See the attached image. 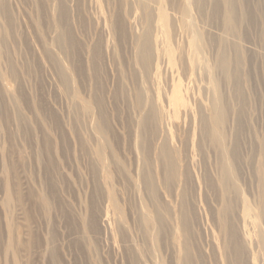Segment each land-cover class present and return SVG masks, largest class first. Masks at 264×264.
Returning <instances> with one entry per match:
<instances>
[{"label": "rangeland", "instance_id": "1", "mask_svg": "<svg viewBox=\"0 0 264 264\" xmlns=\"http://www.w3.org/2000/svg\"><path fill=\"white\" fill-rule=\"evenodd\" d=\"M228 7L0 0V264H230L226 225L264 264V0Z\"/></svg>", "mask_w": 264, "mask_h": 264}, {"label": "bare ground", "instance_id": "2", "mask_svg": "<svg viewBox=\"0 0 264 264\" xmlns=\"http://www.w3.org/2000/svg\"><path fill=\"white\" fill-rule=\"evenodd\" d=\"M160 1V0H159ZM185 1V0H184ZM187 1V0H186ZM192 1V0H191ZM225 3L227 4V6H229L228 7V17H227V19H228V23L230 22H232V16H231V11H230V5L232 4V0H225ZM189 6H190V4H188V3H186L185 4V13L186 14H189ZM62 11H63V9H62ZM62 11H61V13H58V18L61 20V17H64V18H66L65 17V12H63L62 13ZM191 14V13H190ZM1 15V14H0ZM70 15V14H69ZM191 19V18H190ZM192 20H193V18H192ZM194 21V20H193ZM196 22V21H195ZM189 23H191L190 21H189ZM194 23V22H193ZM195 25H196V23H194ZM195 25H194V27H195ZM119 26V23L118 22H115V24H114V27H118ZM192 26V25H191ZM190 27V26H189ZM122 28V27H121ZM187 28V27H186ZM195 29H196V27H195ZM192 30L190 29V32H191ZM61 32H62V30H61ZM65 32V31H64ZM193 32H194V29H193ZM63 34V33H62ZM191 34V33H190ZM71 35V34H70ZM64 36V35H63ZM193 36V35H192ZM65 38V37H64ZM198 39H200V42H201V38L200 37H198ZM198 39H197V41H198ZM61 40H62V37H58V39H57V41L60 43L61 42ZM196 40V39H195ZM194 40V41H195ZM196 43V45H195V51H199V49L202 47V45H201V43ZM201 50V49H200ZM199 53V52H198ZM199 56V55H198ZM197 57V56H196ZM196 57L194 58V59H196ZM199 59V58H198ZM65 60L63 59V62H64ZM62 62V61H61ZM66 63H67V61H65ZM66 66H67V64H66ZM222 68H223V70L225 71V72H227V70H228V63H227V61L226 60H224L223 62H222ZM69 68V67H68ZM68 68L66 69V70H68ZM208 70V69H207ZM209 70H210V72H213V68L212 67H210L209 68ZM63 71H65V70H63ZM70 71V70H69ZM209 72V71H208ZM213 74V73H212ZM211 74V75H212ZM213 78V77H212ZM68 79V77H67V75L65 74L64 76H63V80H64V82H66V80ZM213 84H214V87L215 88H217V84H216V82H215V80H213ZM141 96H143L142 94H141ZM216 104H217V111H216V119L218 120V122L219 123H223V121H224V119H225V114H224V109H223V107L221 106V104H220V100H219V97H217V99H216ZM261 146H262V150H263V153H264V138L262 139V142H261ZM221 148H222V173H223V177H222V187H223V189L225 190V191H228L229 190V188H230V186H228L227 184H226V182H227V180L229 181H231L232 180V178L234 177V164H233V161H234V159L232 158V156L229 154V153H227V150H226V147L224 146V145H222L221 146ZM142 150H144V147H142ZM232 159V160H231ZM231 161H232V164H231ZM264 171V169H263V167L261 168V172H263ZM16 187H14V189H15ZM20 189V188H19ZM15 191H17V190H15ZM19 191V190H18ZM263 193H264V189H263ZM15 194H17L16 192H15ZM14 196V195H13ZM18 196V195H17ZM16 196V197H17ZM15 197V196H14ZM19 198H20V196H19ZM18 197H17V199H19ZM5 199H6V201H10L11 200V195L10 194H8L7 192H6V196H5ZM111 199L112 200H114L115 198H114V196L112 195L111 196ZM183 203L184 204H186V195H185V193L183 194ZM228 207L230 206V205H227ZM262 213H264V204H263V207H262V209H261V211H260V215L262 214ZM148 215H147V217H144V222L151 228V231L153 230V237H154V239L156 240V243H157V241H158V238H159V228L156 226V224H155V217H153L151 214H149V213H147ZM228 215V214H227ZM145 216V215H144ZM222 220L223 221H227L226 220V216L223 214L222 215ZM181 223H182V226L184 227V228H188L189 227V225L187 224V221H186V217L184 216H182V219H181ZM224 230H225V232H228V236H229V238L230 239H228V241H227V243L225 244V250H226V252L228 253V255H229V257H230V260H231V262H230V264H234V261H235V264H246V263H244V256H243V254H245V250L243 249V247L241 246V243L237 240L238 238H235V236H236V234H234V231L232 230V227L231 228H229V226L228 225H226L225 226V228H224ZM235 235V236H234ZM183 255H184V258H186V264L189 262L190 263V261L191 262H194V257L192 256V254L189 252V250H187V248H184V253H183ZM201 261H202V258H201ZM131 263H133V262H131Z\"/></svg>", "mask_w": 264, "mask_h": 264}]
</instances>
